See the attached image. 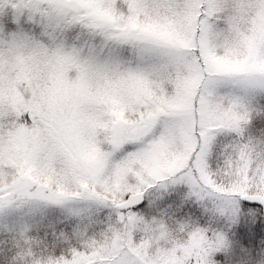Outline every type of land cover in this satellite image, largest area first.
Listing matches in <instances>:
<instances>
[{
    "label": "rangeland",
    "instance_id": "obj_1",
    "mask_svg": "<svg viewBox=\"0 0 264 264\" xmlns=\"http://www.w3.org/2000/svg\"><path fill=\"white\" fill-rule=\"evenodd\" d=\"M263 87L264 0H0V230L19 263L216 264L234 202L212 200L264 198V153L232 139L264 126ZM161 192L198 211H159ZM62 232L78 246L39 240Z\"/></svg>",
    "mask_w": 264,
    "mask_h": 264
},
{
    "label": "trees",
    "instance_id": "obj_2",
    "mask_svg": "<svg viewBox=\"0 0 264 264\" xmlns=\"http://www.w3.org/2000/svg\"><path fill=\"white\" fill-rule=\"evenodd\" d=\"M263 89H264V87H263ZM253 103L254 104H251L253 107L259 108L258 110L262 111L261 113H264V95H260L257 98H255L253 100ZM257 120L258 119H254L249 125H247L248 129L246 132H244V133L241 132V134L237 135L238 137L232 136L233 137L232 139L234 140V142L236 141L238 144L242 141L243 142L244 141H248V142L250 141V142L258 144L257 148H254V150H257V153L261 154V153H264V126L256 125ZM61 125H63V133H64L62 135V138H63L65 136V134L67 133V128H65L64 124H61ZM56 139L59 140V136H57ZM72 146L74 147L73 144H72ZM229 149H231V148L229 147ZM253 154H256V153H253ZM193 156L195 157V154H193ZM73 157H75V156H73ZM193 164H194V159L192 158V161L188 164V166H186L185 169L183 171H181V173H179V174H183L184 172H187L186 174L188 176L192 177L193 179H196L195 178V175H196L195 172L196 171L192 168ZM165 182H166V180H164V182H162V183H165ZM166 193H167L168 198L160 199L159 203L162 204L161 205L162 208H160L159 211H162V212L163 211L164 212L170 211V213H171V207H172L175 210V212H177L178 214L186 213L187 216H189L188 211H190V212H195V211L197 212L198 211L199 206L197 204L193 203L191 201V199L184 197L183 195L176 196V197L174 196V198L171 199V195H172L171 192H161V195L163 197H166ZM229 194L225 193L224 197H222V198L215 196L216 199L212 200L214 202H216V201L219 202V198H220L221 200L222 199L228 200L231 203L234 202V204L233 205L231 204V207H229V208L233 207L232 212L229 213L228 215L225 212V214L223 215V220H224L223 224L219 226L221 228L220 230L222 231V233L225 232L227 235V239L229 238L230 241L227 240V243L225 245V249L223 250V252H221L219 254V257L216 259L215 262H216V264H264V217L261 213V209L258 206H248V205L242 204L239 201V198L237 199V197L239 195L238 193H236L232 196H230ZM249 194L258 195L261 193L259 191L253 190ZM23 195H25V194H23ZM27 195L29 198L30 197L29 194H27ZM5 196H7V195H5ZM28 198H26V199H28ZM60 198L61 197H59V199ZM95 198L96 199L89 201L92 203L84 202V205L89 206L90 209L93 208L94 210H99V212L96 213L97 216H95V218H97L98 220L99 219L100 220L101 219L106 220L107 218H105V216L108 215V210L104 211V208L107 207L106 206L107 201H103V200L99 199L98 197H95ZM0 199H2V198H0ZM80 199H81V197H80ZM59 201L64 203L63 206H69V204L71 206L74 205V204L70 203V202H74V201L73 200L69 201V198L64 199V200L62 199ZM79 201H81V200H79ZM210 203H211V200H210ZM0 204H2V203H0ZM172 204H173V206H172ZM17 205H15V206H17ZM75 205H79V204H75ZM102 206H105V207H103L101 209L100 207H102ZM169 206H171V207H169ZM63 208L65 209V207H63ZM17 209H19V207ZM142 209H143V207L139 208V209L129 210V211H119V213H129V212L139 211ZM57 211H58V209L55 210L53 213L56 214ZM92 213L93 212L91 211V214ZM112 213H114V215H115L118 212L114 210V211H112ZM91 214H89V216ZM168 218H169L168 216L165 217V219H168ZM106 222H104L103 225H105ZM110 222H112V221L110 220ZM98 226H100V227L97 230H100V228L102 229L99 232V235L101 236L100 238H103L105 235V231H104L105 228L103 226H101L100 224ZM11 229H13V228L8 227V230L6 228H3L2 230H0V248H1L0 264H25L26 262L23 260L19 263V260H21V259L16 254V249L14 250V248L9 246V242H10L9 234L11 233L10 232ZM63 229L64 228H62L61 231ZM61 231H58V232L60 233ZM35 234L36 233L32 234L33 237H35ZM73 237H74V234L62 232L59 237L57 235L56 236L55 235H46V236L44 235V236H41L39 238V240L44 243L43 247H47V245H48L47 243H50L52 240L54 241V238H55L56 241H55V244L53 243L54 245H58L61 248H67V247H75V245L78 246L77 244L70 243V240ZM122 252L124 254L129 255V253H125L126 251L125 252L122 251ZM122 252H119V254H113V255H109V256H105V257H100L97 259L91 257L90 258L91 261L89 264H115L118 260H121L123 257H125V256H123ZM45 253H47V252H45ZM58 253H60V252H58ZM131 256L132 255L130 254L129 257H131ZM31 258L32 257H30L29 261L31 260ZM38 258H41L43 260V256H39Z\"/></svg>",
    "mask_w": 264,
    "mask_h": 264
},
{
    "label": "water",
    "instance_id": "obj_3",
    "mask_svg": "<svg viewBox=\"0 0 264 264\" xmlns=\"http://www.w3.org/2000/svg\"><path fill=\"white\" fill-rule=\"evenodd\" d=\"M239 201L244 205L259 206L264 217V198L258 195L245 194L239 197ZM144 202L145 196L143 193L131 194L123 202L117 204L115 208L119 211H128L142 207Z\"/></svg>",
    "mask_w": 264,
    "mask_h": 264
}]
</instances>
